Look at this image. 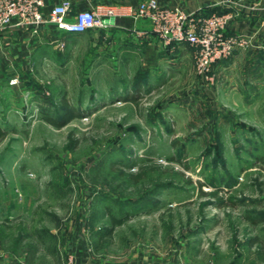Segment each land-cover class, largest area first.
<instances>
[{
  "label": "rangeland",
  "instance_id": "obj_1",
  "mask_svg": "<svg viewBox=\"0 0 264 264\" xmlns=\"http://www.w3.org/2000/svg\"><path fill=\"white\" fill-rule=\"evenodd\" d=\"M114 33L28 60L21 93L1 83L0 257L67 264L83 245L112 264H264V48L204 74L189 45ZM110 214L122 223L100 245Z\"/></svg>",
  "mask_w": 264,
  "mask_h": 264
},
{
  "label": "built area",
  "instance_id": "obj_2",
  "mask_svg": "<svg viewBox=\"0 0 264 264\" xmlns=\"http://www.w3.org/2000/svg\"><path fill=\"white\" fill-rule=\"evenodd\" d=\"M239 1L221 0L220 4L226 8ZM43 8V0H0V29L16 26L36 35L44 23H49L58 30L80 34L92 29H105L120 14V8L109 5L78 10L70 0H62L46 12ZM127 14L134 21H148L149 32L157 36L164 46L189 45L199 73L206 74L215 62L229 57L237 49L259 47L253 34L226 32L232 18L230 12L205 14L200 9L189 12L163 5L158 0H141L130 6ZM144 34H147L146 30L138 32V35ZM18 82L17 77L9 80L10 85ZM67 264H76L74 257H69Z\"/></svg>",
  "mask_w": 264,
  "mask_h": 264
},
{
  "label": "crops",
  "instance_id": "obj_3",
  "mask_svg": "<svg viewBox=\"0 0 264 264\" xmlns=\"http://www.w3.org/2000/svg\"><path fill=\"white\" fill-rule=\"evenodd\" d=\"M62 0H43L44 12L47 9L55 5ZM75 9H86L97 5H109L120 8V14L115 17L109 27L101 29L105 36L114 35L115 31L119 29H125L128 23L132 24V33L134 37L140 38L139 45H136L135 41L132 43V49H142L146 44H151L154 40V34L150 31V24L146 20L134 21L127 13L130 6L136 5L141 0H70ZM161 4L171 7H181L182 4L178 0H158ZM212 5L220 8H225L220 4L221 0H200L196 1V6L201 9L203 6ZM211 9L210 7L204 8V11ZM225 12H230L232 18L230 19L229 27L226 30L228 33H249L253 34L258 42L259 47L255 48L254 52H258L261 47L264 46V0H240L238 3L226 7ZM146 30L147 34L138 35V32ZM90 31V30H89ZM72 34L62 30H58L54 25L44 23L40 27L38 34L33 35L26 29H22L16 26L5 27L0 29V89L1 83L5 82L9 84L8 79L14 74L15 71L26 68L31 60V65H36L35 62L39 63L44 57L50 56L51 48H56L59 41H67L68 39L76 38L84 33ZM154 35V36H153ZM103 36V35H102ZM138 36V37H137ZM156 39H159L155 36ZM160 41V40H159ZM161 42V41H160ZM141 45V46H140ZM178 45L164 46L162 45L161 50L164 55L174 53L177 50ZM237 51V50H236ZM235 51V52H236ZM177 53V52H175ZM34 59L35 62L32 61ZM29 60V61H28ZM21 82L11 85L12 90L21 93ZM87 245V244H86ZM86 246L80 247L79 250L71 251L74 253V260L76 264H112L108 261H102L100 258L95 260L91 258ZM56 254V251H55ZM149 264L144 261L129 262L128 264ZM0 264H26L25 258L19 255H5L0 257ZM121 264V263H116ZM127 264V263H125Z\"/></svg>",
  "mask_w": 264,
  "mask_h": 264
},
{
  "label": "trees",
  "instance_id": "obj_4",
  "mask_svg": "<svg viewBox=\"0 0 264 264\" xmlns=\"http://www.w3.org/2000/svg\"><path fill=\"white\" fill-rule=\"evenodd\" d=\"M217 9H219V8L215 7V8L204 11V13L205 14H208L211 12L223 13L226 11V8H222V9L220 8V10H217ZM63 103L65 104V106H67V111L63 115L64 122H66V121L70 120L72 117L77 116V113H75L76 111H74L72 105L67 100L64 99ZM46 120L53 125H56V126L61 125V124H59L60 122L54 118H47ZM3 136H4V131L2 129H0V139ZM132 176H133V179L135 180V182H138V180L142 176V173H137V174L132 175ZM262 220H264V217H262ZM121 223H122V219H119V218L115 217L113 214H110L111 226L104 229L105 231L103 232V235L100 236V238H99L100 245H102L105 242V240H107V238H110V236L114 230V227L121 224ZM255 240H256V238L252 239V241L250 240V243L254 242Z\"/></svg>",
  "mask_w": 264,
  "mask_h": 264
}]
</instances>
